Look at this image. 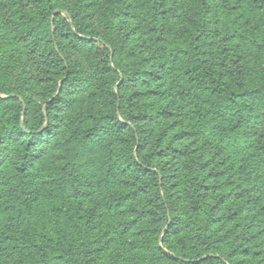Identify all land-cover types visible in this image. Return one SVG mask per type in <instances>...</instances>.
Wrapping results in <instances>:
<instances>
[{"label": "trees", "instance_id": "1", "mask_svg": "<svg viewBox=\"0 0 264 264\" xmlns=\"http://www.w3.org/2000/svg\"><path fill=\"white\" fill-rule=\"evenodd\" d=\"M0 264H264V0H0Z\"/></svg>", "mask_w": 264, "mask_h": 264}]
</instances>
